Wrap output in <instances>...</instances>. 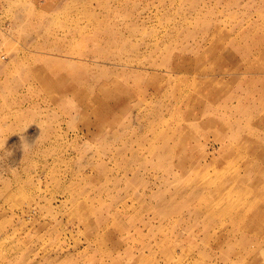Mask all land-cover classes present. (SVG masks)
<instances>
[{
	"label": "rangeland",
	"instance_id": "1",
	"mask_svg": "<svg viewBox=\"0 0 264 264\" xmlns=\"http://www.w3.org/2000/svg\"><path fill=\"white\" fill-rule=\"evenodd\" d=\"M261 205L264 0H0V264H264Z\"/></svg>",
	"mask_w": 264,
	"mask_h": 264
},
{
	"label": "bare ground",
	"instance_id": "2",
	"mask_svg": "<svg viewBox=\"0 0 264 264\" xmlns=\"http://www.w3.org/2000/svg\"><path fill=\"white\" fill-rule=\"evenodd\" d=\"M235 182V181H234ZM257 183H259V181L258 182H256V185H257ZM230 185V184H229ZM255 185V186H256ZM218 190V189H217ZM230 206H231V208L232 207H234L235 205H233V204H229ZM236 209V208H235ZM250 210L251 211H253V216H252V218H255L256 220H258V221H260V222H264V205H261V206H259V207H255V208H250ZM245 214V213H244ZM246 220H248V219H246ZM251 220V219H250ZM258 221H256V222H258ZM252 223H254L253 221H252Z\"/></svg>",
	"mask_w": 264,
	"mask_h": 264
},
{
	"label": "clouds",
	"instance_id": "3",
	"mask_svg": "<svg viewBox=\"0 0 264 264\" xmlns=\"http://www.w3.org/2000/svg\"><path fill=\"white\" fill-rule=\"evenodd\" d=\"M23 148L25 150H27L28 148H30V144H28L27 142H25L24 145H23Z\"/></svg>",
	"mask_w": 264,
	"mask_h": 264
}]
</instances>
